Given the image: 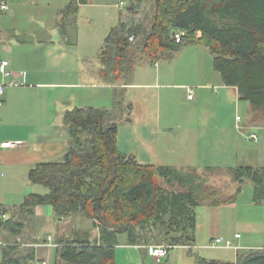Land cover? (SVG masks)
<instances>
[{
  "label": "trees",
  "instance_id": "obj_1",
  "mask_svg": "<svg viewBox=\"0 0 264 264\" xmlns=\"http://www.w3.org/2000/svg\"><path fill=\"white\" fill-rule=\"evenodd\" d=\"M88 1L72 0L65 7L61 29ZM151 2L149 26L141 20L144 0H131L108 32L100 51L105 83L128 85L139 62L157 65L183 46L205 47L223 85L237 88L241 101L264 114V0ZM180 31L186 35L178 43L173 32ZM64 128L69 135L64 158L39 163L28 174L29 181L46 192L29 194L17 209L0 206V264L37 261V247L48 239L42 241L28 232L40 206L51 207L60 221L82 216L100 234L94 240L90 234L84 240L61 234L54 264H118L120 235H126L128 245L144 247L143 254L149 256L147 247L154 243L192 246L197 209L232 203L245 185L253 186L255 204L264 202V167L229 168L237 189L234 196L221 199L218 189L205 187L196 168L187 172L140 163L121 151L118 117L107 108L67 111ZM176 185L180 191L172 190ZM198 264L219 263L198 257ZM238 264H264V249L240 254Z\"/></svg>",
  "mask_w": 264,
  "mask_h": 264
},
{
  "label": "crops",
  "instance_id": "obj_2",
  "mask_svg": "<svg viewBox=\"0 0 264 264\" xmlns=\"http://www.w3.org/2000/svg\"><path fill=\"white\" fill-rule=\"evenodd\" d=\"M5 1L10 10L1 18L0 58L10 62V76L0 75V82L5 84L4 94L0 97V145L5 142L20 143V145L13 149L0 147V169L4 173V177L0 178V196L3 193H8V201H11L13 196L18 202H22L33 191L31 189L33 184L28 178L29 171L42 162L60 161L67 152L69 135L64 128V116L71 109L62 110L64 101L69 99V95L75 93L76 90L92 93L91 90L99 85L94 77L98 76L102 80V65L100 62L99 68L93 69L86 76L85 71H81L83 73L78 71L77 61L80 57L74 56V52L77 51H73L76 49L80 38L78 16L81 9L88 5L90 0L80 7L76 17L64 21L65 30L61 29L60 26L63 22L62 12L72 0ZM122 3H120L121 6ZM75 74H78L77 80L79 82H71ZM158 81L157 75L154 84H136L130 79L128 85L119 88V86L104 83L116 92V90H131L135 87L146 90L151 86H165ZM181 87L186 89L185 86ZM202 87L208 86L198 85V88ZM217 87H219L218 102L228 105L240 100L237 88L224 86L221 79L218 80ZM227 111L225 110V115L213 116L214 121L209 122L211 124L206 121L205 123L198 121L195 122V125L206 126L205 130L212 133L211 138L226 135L218 138V140H226L224 143L226 146L216 144L211 149L219 148L215 152L220 153L221 148H225V151L220 153L217 159L222 162L216 163L224 164L228 160L230 161V157H232V164L243 165L239 163L241 159L236 154L239 150L238 146L236 147L237 150H233L234 148L229 146L237 145L236 130H260V126L264 125V114L252 110L249 114L251 117L248 116L245 121L241 117L240 121L237 120V117L234 121L233 118L232 120L229 119ZM230 121H232L231 124ZM240 123H242L243 128ZM252 134L255 133L251 132L249 135ZM181 135L183 134L178 135L172 133L171 130L161 129V131L142 133L135 137L148 141L150 151L153 153L154 151L158 152V150L164 151L161 154L165 155L164 158L155 162L156 166L169 165L175 167L181 165L183 160L179 159L178 162H174L172 158L176 153L174 150L176 151L178 147L183 145L186 136L179 137L181 140L179 144L166 143L165 141L168 139L171 141L172 137L178 139V136ZM255 151L257 152L255 155L257 162L252 161L251 164L246 165L259 169L264 167V144L262 150L256 148ZM260 151L261 154L258 153ZM132 155L140 163L144 162L135 153L132 152ZM163 161L170 162L165 163ZM22 182L28 186L27 191H21L17 195L13 190L10 192V186L18 187ZM236 189L237 184L232 186L227 197L234 196ZM253 193V186L245 185L232 203L198 208L195 243L191 249L179 246L174 249L175 251L171 250L161 264H198V257L207 262L238 264L240 254L263 250L264 202L255 204ZM0 206L4 205L1 204ZM17 207L15 206L14 209ZM36 210H39L38 207ZM95 231L94 239L100 237L99 230L95 229ZM237 235L240 237L237 238ZM218 237L231 240L235 247H239V250L212 248L211 242ZM48 245L50 244L46 246ZM119 248L123 250L127 264H157L153 258L143 254L144 247L128 245L127 237L122 243L119 240L117 262Z\"/></svg>",
  "mask_w": 264,
  "mask_h": 264
},
{
  "label": "rangeland",
  "instance_id": "obj_3",
  "mask_svg": "<svg viewBox=\"0 0 264 264\" xmlns=\"http://www.w3.org/2000/svg\"><path fill=\"white\" fill-rule=\"evenodd\" d=\"M130 1L90 0V3L81 9L78 16L80 38L76 49L73 50L77 51L76 53L74 52V56L80 57L77 61L79 72L85 71L87 76L93 69L97 70L99 68L100 51L105 38L111 28L119 23L120 15L126 13ZM121 2H123L122 6L120 5ZM152 13L153 3L151 0H144L140 14L141 20L148 26ZM157 75L159 77L158 82L165 86H151L146 90L138 87L131 88V90H118L119 94H116L117 96L115 95L117 92L114 89L108 88L104 81L95 76L94 78L99 85L96 84L97 87L91 90L92 93H83L82 90H76L75 93L69 95V99L64 101L61 108L64 111L65 108L72 110L76 107H94L107 108L114 112L118 117L121 151L131 154L132 152L135 153L144 161L141 162L144 164L154 165L155 162L164 158L165 155H161L164 151L151 152L150 143L146 140L137 139L135 136L142 133L161 131V129L171 130L172 133L183 135L178 136V139L172 137L171 141L168 139L165 142L179 144L181 142L179 137L185 135L186 138L183 141V145L178 147L176 151L174 150V153H176L172 156L174 162H178L179 159L183 160L181 165L175 167L187 172L197 168V173L201 176V181L205 183V187L218 189L220 198L228 199L227 196L232 186L235 185L228 169L237 167L238 164L231 163L232 157H230V161L228 160L224 164L216 163L222 162L217 159L219 154L225 151V148H221L220 153L215 152L219 148L211 150L216 144L223 146L226 140H218V138L226 135H219L217 138L213 136L214 138H211L212 133L205 130L206 126H196L195 122H212L214 121L213 116L225 115V110L227 111L228 109L232 110L227 111V116L230 120L233 118L235 121V118L239 116L245 121L253 110L251 103L237 100L227 105L226 103L218 102L219 87H217V82L221 79V76L215 71L213 56L205 47L183 46L179 51L172 53L170 59L160 60L158 66L147 61L139 62L130 79L136 84H154ZM77 76L78 74H75L71 82H79ZM199 84L207 85L208 87L198 88ZM181 86H185L184 88L186 89H182ZM119 88H121V85ZM188 88L194 90V99H189ZM231 123L232 121H230ZM240 124L243 128L242 123ZM260 127V130L255 129L253 131L236 130L237 145L229 147L235 150L238 146L239 150L236 154L241 159L239 163L249 165L252 161L257 162L255 149L261 148L262 150L264 144V125ZM251 132H254L259 137V140L250 139L249 134ZM224 146L226 145L224 144ZM222 149L224 150L222 151ZM258 153L261 154V151ZM206 166L218 167V170L209 171L205 168ZM25 183L22 182L18 187L10 186V192L13 190L17 195L21 191H27L28 186L24 185ZM31 189H33L32 193L46 192V189L41 186L31 185ZM172 190L180 191L181 189L176 185ZM7 198L8 193H3L0 196V205L3 204L10 209H14L15 206L19 207L23 202H18L13 196L11 201H8ZM38 209L35 211V217H33L28 233L35 238H40L42 241L49 237H52V240L48 239L46 244L37 247V261L34 264H40L41 261H45L46 264L55 263L56 242L61 234L71 239L81 240L86 239V236L90 234L89 238L94 239L96 231L92 221L82 216H74L68 220L60 221L53 214L51 207L40 206ZM125 238L126 235H120V242L122 243ZM41 240L40 242H42ZM47 244L50 245L46 246ZM172 251L175 250L173 249ZM125 258L123 250L119 248L118 264H127ZM148 259L150 261V258Z\"/></svg>",
  "mask_w": 264,
  "mask_h": 264
},
{
  "label": "built area",
  "instance_id": "obj_4",
  "mask_svg": "<svg viewBox=\"0 0 264 264\" xmlns=\"http://www.w3.org/2000/svg\"><path fill=\"white\" fill-rule=\"evenodd\" d=\"M123 4V3H122ZM10 10V7L8 3L5 0H0V42H1V18L2 16L7 13ZM186 35L184 31L176 32L174 37L176 38V41L179 43L181 42V39ZM10 62L6 59L0 58V75H3L4 77L10 76ZM188 94L189 99H194V90L192 88H188ZM5 91V84L0 82V97L4 94ZM238 121H240V118H237ZM250 139L257 141L258 137L256 134L250 135ZM20 145V143H14V142H5L0 145L1 148H9L13 149ZM4 177V173L0 169V178ZM5 218V216L3 217ZM240 235H237V238H239ZM49 240H52L51 237L48 238ZM1 244V242H0ZM210 246L212 248H224V249H234L239 250V247H235L231 240H226L222 237H218L214 239ZM179 246H170L167 244L163 245H151L147 247L148 254L151 258H153L156 263H162L169 255V252L175 248H178ZM187 249H191V246H184ZM40 264H46V262H41Z\"/></svg>",
  "mask_w": 264,
  "mask_h": 264
},
{
  "label": "water",
  "instance_id": "obj_5",
  "mask_svg": "<svg viewBox=\"0 0 264 264\" xmlns=\"http://www.w3.org/2000/svg\"><path fill=\"white\" fill-rule=\"evenodd\" d=\"M175 35V32H173V36Z\"/></svg>",
  "mask_w": 264,
  "mask_h": 264
}]
</instances>
